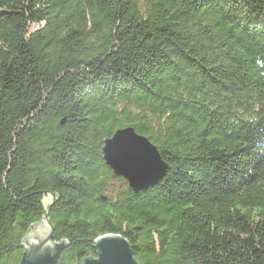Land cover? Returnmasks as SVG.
<instances>
[{"label":"trees","instance_id":"16d2710c","mask_svg":"<svg viewBox=\"0 0 264 264\" xmlns=\"http://www.w3.org/2000/svg\"><path fill=\"white\" fill-rule=\"evenodd\" d=\"M134 127L165 177L134 192L103 158ZM49 217L97 256L264 264V0H0V264Z\"/></svg>","mask_w":264,"mask_h":264},{"label":"water","instance_id":"95a60500","mask_svg":"<svg viewBox=\"0 0 264 264\" xmlns=\"http://www.w3.org/2000/svg\"><path fill=\"white\" fill-rule=\"evenodd\" d=\"M103 158L136 193L161 181L168 169L159 148L131 126L118 129L105 139ZM53 201L54 198L46 206L44 217L25 233L20 264H55L67 246L66 240L59 241L54 235L55 226L49 217ZM95 248L97 256L87 257L77 264H139L132 244L122 234L98 237Z\"/></svg>","mask_w":264,"mask_h":264}]
</instances>
